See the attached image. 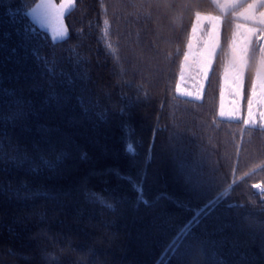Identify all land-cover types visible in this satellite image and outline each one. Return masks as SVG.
<instances>
[{
  "label": "snow or ice",
  "instance_id": "1",
  "mask_svg": "<svg viewBox=\"0 0 264 264\" xmlns=\"http://www.w3.org/2000/svg\"><path fill=\"white\" fill-rule=\"evenodd\" d=\"M213 3L220 13L230 12L234 21H240L234 23L233 39L229 43L232 59L225 65L221 76L218 115H225L223 101L227 83L234 97L229 115L239 113V119L245 126L258 123L260 131L264 132V67H257L250 85L246 83L251 40L257 39L260 52L264 53V0H213ZM17 4L16 14L21 15L22 20L31 22L22 24L20 49L27 51L28 38L40 36L33 25L46 29L53 42L68 35L66 13L74 9V0H60L59 3L55 0H35V3L23 4L17 0ZM101 7L106 13L107 7ZM178 7H189V4H178L176 0H119L114 6L125 11L130 23H138L141 18L150 19L153 13L163 19ZM8 12L11 14L13 9L9 8ZM194 17L175 91L181 93V81L185 64L192 56L193 40L197 31L203 32L202 26L207 20L210 25L207 27V38L195 61L198 69L195 95L199 98L210 76L222 17L200 11H195ZM99 31L102 35L98 36L97 42H105V55L119 61L117 48L107 39L110 35L107 18L103 19ZM4 35L6 37L8 34ZM128 43L138 46L140 41H133L129 32ZM44 47L41 45L30 49L32 66L26 63V51L13 61L11 67L10 57L5 56L0 60V232L6 228L9 241L35 242L34 247L21 243L19 248H15L0 238V251L22 258L26 264H123L122 258L116 255L124 248L123 233L113 231L116 220L105 216V210L115 211L114 198L93 192L88 187L89 176H95L101 183L107 184L108 173L113 172L118 179L128 180L137 191V199L147 204L143 197L146 172L142 165L145 161L133 159L129 162L130 167L137 168L138 180H134L130 174H122L118 169H108L81 177L74 188L59 184V179L69 171L61 165L72 141L59 127H49L40 121L45 117L54 119L66 113H76L77 109L81 117L103 120L108 115L112 94L105 91L99 95L92 91L95 81L88 67L90 57L71 61L69 71L63 62L70 57L58 58L55 52L44 51ZM11 52L15 54L17 47H12ZM99 62L97 59V64ZM129 86L125 84V87ZM136 92L137 96L133 99L121 91L116 115L124 114L125 100L131 104L139 102V88ZM245 92L246 115L243 106L238 105ZM113 107L116 108L115 105ZM254 109L258 110V117ZM72 118L77 117L74 115ZM149 149L158 151L161 158L172 165L174 174L181 178L188 200H202L214 186L215 178L209 175L203 164L191 158L183 143L165 141L157 149L153 142L149 144ZM125 150L134 151L132 144H127ZM85 156L81 153V158ZM220 196L216 192L205 202L196 204L195 212L190 211L188 220L167 239L162 254L168 257V264H264V220L235 225L230 233H225L223 227L209 231L205 220L215 210ZM85 204L99 205L100 210L92 208L85 215ZM177 204L184 207L180 202ZM45 220L47 223H44ZM53 224L58 226L54 232Z\"/></svg>",
  "mask_w": 264,
  "mask_h": 264
},
{
  "label": "trees",
  "instance_id": "2",
  "mask_svg": "<svg viewBox=\"0 0 264 264\" xmlns=\"http://www.w3.org/2000/svg\"><path fill=\"white\" fill-rule=\"evenodd\" d=\"M176 2L188 3L189 7H178L163 19L153 13L150 19L141 18L138 23H130L124 10L114 8L119 0H74V9L66 13L68 35L53 42L47 31L33 25L40 36L28 38L26 51L18 47L22 39L20 29L23 23L31 22L16 14L17 0H0V60L10 57L11 67L13 61L26 51V63L32 66L30 49L41 45L45 46L44 51L55 52L58 58L70 57L63 62L69 71L71 61L90 57L88 67L95 81L92 91L99 95L105 91L112 94L108 115L103 120L81 117L77 109L76 113L54 119L45 117L40 121L49 127H59L72 141L61 165L69 171L59 179V184L74 188L81 177L108 169H118L138 180L137 168L130 167L129 162L133 159L145 161L142 165L146 172L143 197L147 204L137 199V191L128 180L118 179L113 172L108 173L107 184L89 176L88 187L93 192L114 198L115 211L105 210V216L116 220L113 231L123 233V251L116 253L123 264H168V257L162 254L165 242L188 220L190 211L195 212L196 204L205 202L216 192L221 194L220 201L205 220L209 231L223 227L225 233H230L235 225L264 220V132L260 131L258 123L245 126L239 116L224 118L218 115L221 76L230 56L229 43L235 21L230 12L220 13L213 0ZM23 3H35V0H19V4ZM101 5L107 7L106 13ZM9 8L13 9L11 14ZM195 11L219 14L222 19L210 76L201 96L189 98L178 95L175 85ZM105 18L109 20L110 28L107 39L117 48L119 61L105 55L104 41L97 42ZM129 32L133 41H140L138 46L129 45ZM5 33L8 34L6 37ZM258 43L257 39L250 42L247 85L251 83L260 57ZM12 47H17L15 54L11 52ZM125 84L130 86L125 87ZM137 88L139 102L131 104L125 100L124 114L116 115L121 91L135 99ZM242 106L245 114L246 92L242 95ZM74 115L76 119L72 118ZM165 141L183 143L191 158L203 164L215 178L214 186L202 200H188L181 178L174 174L172 165L162 159L158 151L149 149L150 143L154 142L159 149ZM129 143L134 149L132 152L125 150ZM81 153L86 156L81 158ZM177 202L184 207H179ZM84 207L85 215L92 208L100 210L99 205L85 204ZM57 227L52 225L53 232ZM8 236L6 228L0 232V238L15 248L21 243L35 246L34 241H9ZM0 264H26V261L0 251Z\"/></svg>",
  "mask_w": 264,
  "mask_h": 264
},
{
  "label": "rangeland",
  "instance_id": "3",
  "mask_svg": "<svg viewBox=\"0 0 264 264\" xmlns=\"http://www.w3.org/2000/svg\"><path fill=\"white\" fill-rule=\"evenodd\" d=\"M56 3H59L60 1H56ZM218 2H223V0H218ZM205 14V13H202ZM211 15H219V14H211ZM195 18V17H194ZM240 21H235V23H239ZM204 28L203 32L201 31H197L196 33V37L193 40V48L191 50L192 52V56L190 57V60L185 64V70H184V78L181 81V93H177L180 96H184V97H189V98H197V96L195 95L196 91H197V79H198V69H197V65H196V59H197V54L199 53L200 49L203 48L204 46V41L207 38V27H210V25L208 24V21L205 20L204 21V25L202 26ZM45 31H47L46 29H43ZM51 37V34L48 33ZM52 38V37H51ZM60 39V38H58ZM233 39V37H232ZM218 46V45H217ZM239 47V45H237ZM187 50V48H186ZM214 56V55H213ZM232 59V52L230 50V56L227 60V62L225 63V65L227 63H229ZM225 67V66H224ZM257 67H264V53H260V57L258 59L257 62ZM256 67V69H257ZM224 72V69H223ZM180 73V70H179ZM223 74V73H222ZM179 76V74H178ZM193 93V95L189 96L187 95V93ZM203 92V89L201 90L200 96ZM233 95L231 93V89L228 87L227 83L225 84V93H224V101H223V107H224V112L225 115L223 116L224 118H236L239 116V113H237L235 116H231L229 115V112L231 110L232 104H233ZM238 105H242V98L240 101H238ZM219 110H220V100H219ZM255 111H257V117H258V110L254 109ZM247 114V106H246V113Z\"/></svg>",
  "mask_w": 264,
  "mask_h": 264
},
{
  "label": "water",
  "instance_id": "4",
  "mask_svg": "<svg viewBox=\"0 0 264 264\" xmlns=\"http://www.w3.org/2000/svg\"><path fill=\"white\" fill-rule=\"evenodd\" d=\"M259 187V185H257V188Z\"/></svg>",
  "mask_w": 264,
  "mask_h": 264
}]
</instances>
